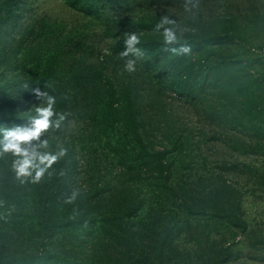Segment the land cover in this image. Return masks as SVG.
Masks as SVG:
<instances>
[{
	"label": "rangeland",
	"instance_id": "obj_1",
	"mask_svg": "<svg viewBox=\"0 0 264 264\" xmlns=\"http://www.w3.org/2000/svg\"><path fill=\"white\" fill-rule=\"evenodd\" d=\"M135 2L129 0L128 5L116 11V17L171 21L184 41H189L187 36L210 31L228 34L230 42L226 48H221L237 63L223 71H211L206 81L196 78L194 85L201 86L197 89L201 99H196L194 104L176 87L170 88L162 80L159 82L153 73L131 70L133 112L149 136L152 148L169 150L176 144L179 150L178 154L168 158L170 163L173 162V169L178 170L172 178L182 180L181 187L185 185L183 188L187 192L193 189L197 194L207 193L213 186L223 187L225 197L221 203L210 195L192 201L182 197L179 189L170 195V188L164 189L158 179L147 177L132 186L139 194L141 205L131 216L123 214L124 218L118 220L120 229L117 232L124 234L123 230H137L141 222L153 223L156 233H167V238L173 239L172 248L185 255L188 264H204L206 257L215 254L227 256L224 264H264V152L258 150L254 138V135L263 138L261 128L264 127L256 130L253 124L238 115L242 98L235 89L241 80H250L252 90L264 96V55L260 52L264 46V0H200L193 3L161 0L154 5L145 1L136 5ZM22 12L23 24L44 19L59 23L63 34L87 32L90 56L86 61L103 71L117 93H122V84L130 79L123 60L111 50L117 39L104 35L100 20L84 17L65 7L61 0H30ZM14 37L19 39L18 34L14 33ZM9 39L11 41L12 36ZM11 45L14 43L0 44V84H5L0 89V107L4 101L10 102L8 107L13 108L20 121L0 124V171L9 174L0 176V264H38L44 260L37 257L45 254L61 255L68 260L73 258L80 264H102L103 259L93 257L90 245L94 242L119 245L118 241L108 242L104 236L97 238L100 233L104 235L99 231L106 224V218L112 215L109 205L89 209L85 215L78 216L73 225L63 226L58 222L62 215L76 212H65L42 203V177L36 175V170L38 166L50 170L51 165H59L75 176H72L75 184L81 183L85 170L90 178L98 175L99 182L104 184L117 179L113 177L116 161L104 146L105 139L94 127L88 126V120L82 119L80 110L75 108L73 112L69 108V118L62 126L46 116V110L51 111L50 102L36 101L21 71L5 70L6 53ZM244 53L249 54L245 61L242 59ZM178 54L171 57V54L164 56L162 53L160 63L166 67V61ZM195 55L194 51L188 50L184 59L168 65L170 75L177 74L178 77L179 69ZM196 69L192 66L190 71ZM121 71L125 75L119 74ZM197 108L209 117L200 116ZM35 114L42 115L43 119H32ZM45 119L47 127L41 128L35 137L20 142L21 153L3 150L7 132L33 130ZM21 167H24L23 172ZM215 177L217 184L211 182ZM5 178L7 180L3 181ZM17 185H21V189L14 191ZM8 189L11 192L5 193ZM218 208L234 211L239 225L217 217V214H223ZM42 217L58 218L50 232L43 225ZM132 244L142 252L157 245L147 239H137ZM66 251L71 252L66 255ZM143 254L144 257L135 256L131 264L159 262L154 258L151 260L150 256L145 258Z\"/></svg>",
	"mask_w": 264,
	"mask_h": 264
},
{
	"label": "trees",
	"instance_id": "obj_2",
	"mask_svg": "<svg viewBox=\"0 0 264 264\" xmlns=\"http://www.w3.org/2000/svg\"><path fill=\"white\" fill-rule=\"evenodd\" d=\"M28 1L30 0H0V44L14 43L9 46L11 49L6 53L5 70L21 71L30 84L29 90H32L36 101H43L46 104V101L50 102L48 106L52 114L49 119L52 122L62 126L69 118L70 109L73 112L75 108L80 110L82 119L88 120V126L94 127L101 138L105 139L104 146L116 161L113 177L117 179L104 184L99 182L98 175L95 177L92 175L90 178L85 170L82 171L81 183L75 184L73 175L62 170L58 167L59 165H51L50 170L38 166L36 175L42 177V203L51 204L65 212L69 210L76 212L73 215H62L59 221L58 218L50 220L42 217L43 225L49 232L57 221L63 226L73 225L77 217L85 215L89 209H100L101 205L107 204L112 215L106 218V224L99 231V233L103 231L104 235L100 233L97 238L104 236L108 242L118 241L119 245L112 246L102 242H94L90 245L93 257L103 259L102 264H120L123 260V264H131L135 256L144 257L143 253L145 258L150 256L151 260L154 258L159 261L157 264H188L186 261L188 258L178 253L176 248H172L173 239L167 238V233L165 235L156 233L152 227L155 225L153 223L149 226L141 222L137 230H123L124 234L117 232L120 229L118 220L123 219L124 215L131 216L137 206L141 205V200L138 201L139 194L132 186L147 177L158 179L164 189L170 188V195L175 189H179L183 193L182 197L192 201L210 195L217 203H221L225 197L223 187L213 186L207 193L197 194L193 189L187 192L184 189L185 185L184 188L180 186L183 184L182 180L175 181V178H172L178 170L173 169V162L170 163L168 158L178 154L179 150L177 151L176 144L169 150L152 148L149 136L143 130L144 128L140 127L136 114L133 112L131 70H137L142 74L153 73L159 82L162 80L168 87H176L179 93L184 94L194 104L196 99H201L200 92L197 90L201 86L194 85L196 78L206 81L210 78L211 71L215 69L223 71L237 63V60H231V57L222 50L226 48L231 37L228 34L222 35L210 31L187 36L189 41H184L171 21L160 18L116 17V11L128 5L129 0H61L65 7L81 13L84 17L100 20L104 35L117 39L112 43L111 50L113 54H118V59L123 60L125 73H128L130 79L122 84V93L118 94L103 71L92 67L86 61V58L90 56L87 32L82 31L78 35L72 32L63 34V28L59 23L44 19L28 24L21 23L22 11ZM140 1L151 5L161 3V0H136L135 4L139 5ZM166 1L193 3L200 0ZM165 6L167 7L168 4L166 3ZM166 29H170L175 34V40L165 39ZM14 33L19 35V39H15ZM133 35L137 37V41L129 48L127 40ZM10 36L13 38L11 41ZM261 49L262 47L260 52ZM188 50L194 51L196 55L179 69L178 77L177 74L170 75L168 65L172 66L180 59H184ZM176 52L179 54L173 59H168L166 67L160 63L162 61L160 54L163 53L164 56L171 54V57H174ZM248 56V53H244L242 59L245 61ZM130 65L133 68H129ZM192 66H196L197 69L190 71ZM119 74L123 75L124 72L121 71ZM249 81L241 80L235 88L239 97L242 98L238 115L258 130L264 127V96H261L262 93L254 92ZM186 83L189 84L186 85ZM3 86L5 84H0V89ZM2 104L0 124L7 121H20L13 108L8 107L10 102L4 101ZM197 111L200 116L209 117L198 108ZM35 115L32 119H43L42 115ZM261 129L264 130V128ZM254 136L258 150L264 152V144H262L264 136L263 138ZM86 156L89 157L88 153ZM1 175L9 176L5 171L1 172ZM5 180L7 178L3 179ZM217 181L218 178L215 177V180L211 182L217 184ZM20 189L21 185L14 187V191ZM10 192L11 189H8L5 193ZM218 210L223 214H217V217H224L234 225H239V219L234 211L229 212L220 208ZM119 212H121L120 216H118ZM153 231L155 233H152ZM137 239H147V242L150 241L153 245L157 243V245L142 252L137 250V247L133 248L132 243ZM70 252L66 251L65 254L69 255ZM196 254L197 252L193 256L195 257ZM39 258L44 261L38 264H80L73 258L68 260L61 255L45 254L37 257ZM206 258L204 264H224L227 256L220 257L219 254H215L213 257Z\"/></svg>",
	"mask_w": 264,
	"mask_h": 264
},
{
	"label": "clouds",
	"instance_id": "obj_3",
	"mask_svg": "<svg viewBox=\"0 0 264 264\" xmlns=\"http://www.w3.org/2000/svg\"><path fill=\"white\" fill-rule=\"evenodd\" d=\"M165 39L167 41H173L176 39L175 34L170 30L166 29V37ZM137 41V37L135 35L130 36L127 40V44L129 45V48ZM52 113L51 111L46 110V116H50ZM47 127V119H45L43 122H40L36 125V127L33 130L29 131H9L6 133L5 140L6 143H3L2 148L4 151L13 150L16 153H21L22 149L20 147L21 141H27L30 137H35L37 133L40 131L41 128ZM25 164L27 161L24 162ZM20 171H24V167L20 168Z\"/></svg>",
	"mask_w": 264,
	"mask_h": 264
},
{
	"label": "built area",
	"instance_id": "obj_4",
	"mask_svg": "<svg viewBox=\"0 0 264 264\" xmlns=\"http://www.w3.org/2000/svg\"><path fill=\"white\" fill-rule=\"evenodd\" d=\"M261 53L264 54V46L261 49Z\"/></svg>",
	"mask_w": 264,
	"mask_h": 264
}]
</instances>
